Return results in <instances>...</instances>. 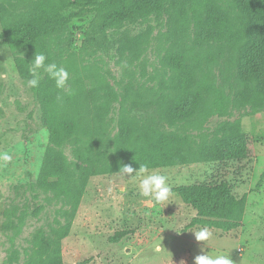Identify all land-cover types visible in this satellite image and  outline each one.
I'll use <instances>...</instances> for the list:
<instances>
[{
    "label": "trees",
    "instance_id": "trees-1",
    "mask_svg": "<svg viewBox=\"0 0 264 264\" xmlns=\"http://www.w3.org/2000/svg\"><path fill=\"white\" fill-rule=\"evenodd\" d=\"M175 2L36 0V14L17 21L1 19L0 43L27 52L31 58L43 53L45 63H55L51 40L85 13L94 12L101 24L114 25L160 15L166 4ZM232 3L235 19L222 10L195 13L201 22L199 50L167 52L151 80L128 75L127 80L117 81L116 87L98 68L80 67L72 59L65 68L72 76L58 89L54 80L39 70V86L31 90L40 104L48 145L34 185L61 202L59 211L66 215V222L50 227L47 233L35 231L23 264H66L59 251L61 241L70 231L91 176L120 173L123 164L158 169L247 157L248 143L230 139V126H222L225 134L220 137L206 132L209 118L226 114L229 106L251 104L254 109L264 105V0ZM139 43L134 39L129 46L136 50ZM215 52L223 58L220 72L223 82H231L232 96L215 82L211 56ZM21 61L19 58L18 63ZM116 104L118 115L114 118L111 113ZM237 125L232 129L235 133L239 132ZM173 192L184 206L195 210L182 231L207 227L228 232L243 221L246 194L237 197L226 181L179 185ZM67 204L70 209L63 208ZM4 213L5 228L23 225L24 214L17 215L16 206Z\"/></svg>",
    "mask_w": 264,
    "mask_h": 264
},
{
    "label": "rangeland",
    "instance_id": "rangeland-1",
    "mask_svg": "<svg viewBox=\"0 0 264 264\" xmlns=\"http://www.w3.org/2000/svg\"><path fill=\"white\" fill-rule=\"evenodd\" d=\"M35 1L0 0V33L1 19L17 21L36 14ZM232 4V0H177L166 4L160 15L114 25L101 24L94 12L85 13L51 40L55 63L66 68L74 59L80 67L98 68L116 87V82L127 80L128 75L151 80L167 52L199 50L201 22L195 13L222 10L229 19H235ZM134 39L140 41L136 50L129 46ZM211 56L216 84L232 96L231 82H223L220 72L222 56L218 52ZM31 59L27 52L0 43V152L12 157L10 162L0 161V264H23L35 231L47 233L50 227L66 222V215L59 211L61 202L34 185L48 135L40 104L27 84ZM111 115L117 117V104ZM206 125V132H215L218 137L225 134L223 125L230 126V139L248 143L247 157L148 169L168 177L172 195L162 203H149L141 197L137 178L121 173L91 176L70 231L61 241L63 262L193 264L196 255L206 252L229 255L232 264H264V105L254 109L251 104L229 106L226 114L210 117ZM235 125L239 132L232 131ZM221 181H226L237 197L246 194L243 221L228 232L208 228L212 238L197 242L192 231L202 227L182 231L195 210L184 206L173 188ZM12 206H16L17 215L24 214L19 229L4 227V211ZM64 207L70 209L69 204ZM9 217L18 220L16 215Z\"/></svg>",
    "mask_w": 264,
    "mask_h": 264
},
{
    "label": "clouds",
    "instance_id": "clouds-1",
    "mask_svg": "<svg viewBox=\"0 0 264 264\" xmlns=\"http://www.w3.org/2000/svg\"><path fill=\"white\" fill-rule=\"evenodd\" d=\"M46 56L43 53H35L30 63L31 66L28 69L30 79L27 84L31 88H37L40 83L39 70L47 73L49 77L54 80L55 86L58 89H63L69 73L63 68L57 66L55 63H45ZM12 159L8 152H0V161L5 163L10 162ZM119 172L121 175L134 177L139 180L138 190L141 197L147 198V201L151 203L155 200L157 203H162L169 200L172 195V187L168 182L166 175L157 172H148V166L146 164H140L138 169H134L131 164H123ZM178 234L182 231H176ZM197 242L209 241L213 233L207 228L202 227L198 231H192ZM193 264H232V260L229 255L216 254L211 255L206 252L198 254L193 258Z\"/></svg>",
    "mask_w": 264,
    "mask_h": 264
}]
</instances>
